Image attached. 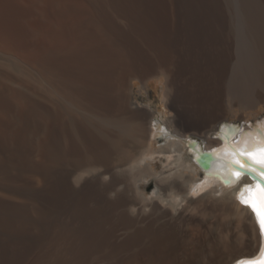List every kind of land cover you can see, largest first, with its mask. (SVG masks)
I'll list each match as a JSON object with an SVG mask.
<instances>
[{"label": "rangeland", "instance_id": "rangeland-1", "mask_svg": "<svg viewBox=\"0 0 264 264\" xmlns=\"http://www.w3.org/2000/svg\"><path fill=\"white\" fill-rule=\"evenodd\" d=\"M248 18L264 21V0H0V78L13 89L0 102V264H228L248 254L251 222L245 239L227 238L204 216L217 206L204 195L174 214L153 183L121 172L117 153L101 156L96 138L85 152L79 140L68 148L82 167L59 164L51 146L63 121L53 115L42 132L34 109L42 59L99 46L104 94L120 87L128 111L152 101L190 134L222 116L253 121L264 114V37ZM49 87L63 99L61 78ZM143 111L134 121L146 123ZM137 147L125 146L133 156Z\"/></svg>", "mask_w": 264, "mask_h": 264}, {"label": "bare ground", "instance_id": "bare-ground-1", "mask_svg": "<svg viewBox=\"0 0 264 264\" xmlns=\"http://www.w3.org/2000/svg\"><path fill=\"white\" fill-rule=\"evenodd\" d=\"M259 19L261 21L257 19L251 22L248 18L247 30L256 31L264 37V27H262L264 21ZM98 47L89 50L79 47V51L73 54L68 53L69 55L66 56L62 55L61 59L44 58L41 60L39 81L44 91L41 94L43 96L41 104L34 106V109L37 108L39 118L43 122L42 132L47 129V124L49 125L53 115L55 120L63 121L57 132L58 137H55L54 146H51L55 149V160L59 164L65 162L70 166L75 163L78 168L82 167L86 163V158L83 156V159H71L68 148L79 140L82 152H85L88 141L96 138L95 142L98 144L95 146L102 150L101 156L111 161L112 156L117 153L121 172L126 171L133 181L146 180L153 183L152 194L155 200L163 207L174 210V214H180L179 210L184 205L191 204L194 199L204 195V197L216 199V202L211 200L217 204L214 209L211 207V211L210 209L206 211L207 208L204 216L210 219L218 218L220 225L222 223L221 226L224 225L227 230L223 232H226L227 238L232 236L236 239H245L248 234H246L245 223L246 221L251 222L254 232L253 249L248 254L232 257L228 264H264V226H262V220H264V191L262 189L264 187L247 174L241 175L237 180L233 172L242 170L233 169L229 163L239 158V152L252 150L253 145L257 152L260 148H264V143H261L264 141V114L253 121L248 119L243 123L229 122L222 116L216 120L214 125H208L198 133L190 134L182 132L181 128H178L176 118H170L166 109L155 106L152 101L145 104L134 103V108L128 111L125 96L120 87L119 89L114 88L112 96L104 94L109 83L105 81V86L103 81L107 77L103 78L104 71L101 67L103 56ZM57 77L62 79L64 86L63 99L47 93L49 86ZM1 85L3 88H0L2 89L0 102L8 101V93L13 89L2 77L0 87ZM14 92V95L22 94L20 91L14 90ZM77 109H83V114ZM142 110L148 118L146 123L140 120L139 122L134 121ZM122 112L126 113L124 118L119 117L120 113L123 114ZM128 143L130 145H127ZM43 144L46 146L45 143ZM135 144L141 148V151L133 156V152L126 150L125 146L130 148ZM139 147L134 149L137 150ZM204 152L211 153L213 157L207 170L199 164ZM157 162L164 166V169L162 168L164 171L161 173L155 172L153 168ZM254 174L261 178L259 170ZM82 178L83 176H76V183H80ZM226 180L229 182L226 183ZM150 238L155 239L156 242L162 240L155 232H152ZM160 247H162L161 244ZM258 254L259 257L256 260H250Z\"/></svg>", "mask_w": 264, "mask_h": 264}, {"label": "snow or ice", "instance_id": "snow-or-ice-1", "mask_svg": "<svg viewBox=\"0 0 264 264\" xmlns=\"http://www.w3.org/2000/svg\"><path fill=\"white\" fill-rule=\"evenodd\" d=\"M261 143H264V141H261ZM238 157V159L229 162L233 169L242 170L233 172L237 180H239L241 175H246L248 172L256 173L258 170L261 179H264V148H260L257 152L255 150V145H253L252 150L239 152ZM262 191H264V189H262ZM262 226H264V220H262Z\"/></svg>", "mask_w": 264, "mask_h": 264}, {"label": "water", "instance_id": "water-1", "mask_svg": "<svg viewBox=\"0 0 264 264\" xmlns=\"http://www.w3.org/2000/svg\"><path fill=\"white\" fill-rule=\"evenodd\" d=\"M212 158H213V157L211 156V153H209V152H204V153L201 155V157H200L199 164L202 166V168H204V169L207 170V169H209V167H210V163H211V161H212ZM247 175H249L251 179L256 180L257 183L261 184V185L264 187V180L261 179L259 176H257L256 174H254V173H252V172H248ZM225 182L228 183L229 181L226 180ZM258 257H259V254L256 255V256H253L250 260H251V261H254V260H256ZM242 263H244V262H242Z\"/></svg>", "mask_w": 264, "mask_h": 264}, {"label": "crops", "instance_id": "crops-1", "mask_svg": "<svg viewBox=\"0 0 264 264\" xmlns=\"http://www.w3.org/2000/svg\"><path fill=\"white\" fill-rule=\"evenodd\" d=\"M4 213H2V211H0V214H4ZM1 219H3V217L0 215V221H1Z\"/></svg>", "mask_w": 264, "mask_h": 264}]
</instances>
